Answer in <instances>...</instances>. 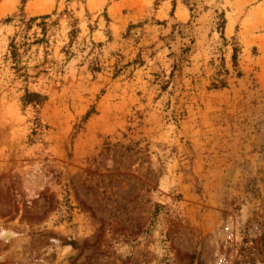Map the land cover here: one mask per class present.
I'll return each instance as SVG.
<instances>
[{
	"label": "rangeland",
	"instance_id": "374dc122",
	"mask_svg": "<svg viewBox=\"0 0 264 264\" xmlns=\"http://www.w3.org/2000/svg\"><path fill=\"white\" fill-rule=\"evenodd\" d=\"M0 264H264V0H0Z\"/></svg>",
	"mask_w": 264,
	"mask_h": 264
},
{
	"label": "trees",
	"instance_id": "16d2710c",
	"mask_svg": "<svg viewBox=\"0 0 264 264\" xmlns=\"http://www.w3.org/2000/svg\"><path fill=\"white\" fill-rule=\"evenodd\" d=\"M42 96L38 93H33V92H28L25 96V100L27 101V103L38 101Z\"/></svg>",
	"mask_w": 264,
	"mask_h": 264
},
{
	"label": "built area",
	"instance_id": "2783aa9c",
	"mask_svg": "<svg viewBox=\"0 0 264 264\" xmlns=\"http://www.w3.org/2000/svg\"><path fill=\"white\" fill-rule=\"evenodd\" d=\"M226 229L229 230V227H227Z\"/></svg>",
	"mask_w": 264,
	"mask_h": 264
}]
</instances>
